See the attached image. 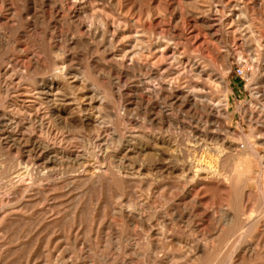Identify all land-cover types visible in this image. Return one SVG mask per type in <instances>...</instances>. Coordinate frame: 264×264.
Listing matches in <instances>:
<instances>
[{
    "label": "rangeland",
    "instance_id": "374dc122",
    "mask_svg": "<svg viewBox=\"0 0 264 264\" xmlns=\"http://www.w3.org/2000/svg\"><path fill=\"white\" fill-rule=\"evenodd\" d=\"M0 72V264H264V0H0Z\"/></svg>",
    "mask_w": 264,
    "mask_h": 264
},
{
    "label": "bare ground",
    "instance_id": "6f19581e",
    "mask_svg": "<svg viewBox=\"0 0 264 264\" xmlns=\"http://www.w3.org/2000/svg\"><path fill=\"white\" fill-rule=\"evenodd\" d=\"M65 7V6H64ZM119 21V20H118ZM80 23V22H79ZM205 25V24H204ZM209 29V28H208ZM214 33V32H213ZM137 34V33H136ZM138 37V36H137ZM136 37V38H137ZM212 37V36H211ZM137 39H139V38H137ZM141 39V38H140ZM145 39V38H144ZM163 39V38H162ZM156 40V39H155ZM110 42V41H109ZM111 43V42H110ZM145 43V42H144ZM146 43H147V41H146ZM153 44V43H152ZM146 46V45H145ZM147 46H149V45H147ZM165 48V47H164ZM161 49V44L160 43H156V44H154L152 47H149V48H145V47H143L142 46V44H137L136 45V47H135V49H134V51H133V56L134 57H140L139 56V54L140 53H142V52H148V54H150L151 56H154V55H158V54H160L162 51L160 50ZM166 50V49H165ZM132 51H131V53H132ZM161 51V52H160ZM144 52V53H145ZM173 53H175V52H173ZM141 55V54H140ZM150 55H148V56H150ZM178 55V54H177ZM179 56V55H178ZM123 58H125V57H123ZM141 58H142V56H141ZM140 58V59H141ZM172 58V61H173V63L174 64H178V62H180V61H178L177 60V58L175 57V56H172L171 57ZM171 58H170V60H171ZM129 59V58H128ZM180 59V58H179ZM12 61V60H11ZM131 61V60H130ZM141 61V60H140ZM146 61V60H145ZM35 62V61H34ZM138 62V61H137ZM143 63H145L144 61H143ZM34 64H36V63H34ZM148 64V63H147ZM158 64H161V63H158ZM157 64V65H158ZM128 65V64H127ZM18 66V65H17ZM142 66H143V64H142ZM201 66V65H200ZM11 68V67H10ZM140 68V67H139ZM143 68V67H142ZM146 68V70H147V72H149V75H148V79H151V80H153V81H155L156 83V86H147L146 88H145V92H147L148 94H153V95H155L156 97H161L163 94L162 93H166V98H169V102H170V104L171 105H175L177 102H181V104H182V102H183V100H182V98H183V96L181 97L178 93H177V91H176V88L174 87V85L172 86H167V87H165V86H163V84L164 83H162L163 82V78L165 77V75H164V73L163 72H160V70H161V68H157V69H152V68H150V67H145ZM174 68V67H173ZM190 68V67H189ZM117 69V68H116ZM145 70V69H144ZM173 71V70H172ZM176 71V70H175ZM121 72V71H120ZM183 72V71H182ZM195 76L196 77H199V75H201L200 73H201V70H198V68H196L195 69ZM1 73V72H0ZM170 73V72H169ZM190 73V72H189ZM123 74V73H122ZM61 77V76H60ZM195 78V77H194ZM50 79V78H49ZM144 80V79H143ZM146 80V79H145ZM148 81H150V80H148ZM148 81H147V83H148ZM5 83V82H4ZM149 83H151V82H149ZM148 83V84H149ZM138 84H140V83H138ZM137 84V85H138ZM147 84V85H148ZM152 84V83H151ZM150 84V85H151ZM2 85V84H1ZM5 85V84H4ZM11 85V84H10ZM168 85V84H167ZM73 86H75V85H73ZM72 86V89L74 88ZM78 86V85H77ZM79 86H81V85H79ZM76 87V86H75ZM141 87V86H140ZM140 87H138V88H140ZM136 88V87H135ZM4 89V88H3ZM54 89H56L55 90V93L53 92L54 91ZM58 88H54V83H53V81L51 80V81H46L45 83H42V84H40V86L37 88V91H39L40 93H44V94H48V95H50V96H52V97H54V96H56L59 92H57V91H59V89L57 90ZM144 89V88H143ZM73 90H75V89H73ZM136 90V89H135ZM192 90V89H191ZM5 91V90H4ZM11 91V90H10ZM72 91V90H71ZM82 91V90H81ZM186 91V90H185ZM2 92V91H1ZM7 92V91H6ZM5 92V93H6ZM80 92V91H79ZM188 92V91H187ZM54 93V94H53ZM76 93V92H75ZM198 93V92H197ZM74 94V93H73ZM147 94V95H148ZM189 94H191V92L189 93ZM128 95V94H127ZM198 95H193L192 96V99H194L193 101V106H195L196 105V103L197 102H200V100H197L196 98H198L197 97ZM153 97V96H152ZM165 97V96H164ZM163 97V98H164ZM185 97V96H184ZM191 97V96H190ZM89 98V97H88ZM87 98V99H88ZM90 98H92V95H90ZM165 98V99H166ZM160 99V98H159ZM164 99V100H165ZM186 99V98H185ZM91 100V99H90ZM161 100V99H160ZM163 100V99H162ZM167 100V99H166ZM86 101H88V102H90L89 100H86ZM94 101V100H93ZM92 101V102H93ZM48 104L49 103H51V107L49 108V113L50 114H58V110L56 109V106L54 105V104H52V102H53V100H48V101H46ZM168 102V101H167ZM168 102V103H169ZM82 103V102H81ZM143 103V102H142ZM189 103V102H188ZM91 104H93V103H91ZM144 104V103H143ZM161 104V103H160ZM178 104H180V103H178ZM150 105V104H149ZM153 105V104H152ZM31 106V105H30ZM142 106V105H141ZM148 105H144V108L145 109H149L148 107H147ZM151 106V105H150ZM149 106V107H150ZM157 106V107H156ZM155 107H156V111L154 112L153 110V112L154 113H152V118L150 119V122L152 123V124H154V125H161V123L163 122V119H164V115H163V109H162V107L160 106V105H156ZM179 107H181V106H179ZM178 107V108H179ZM14 108V107H13ZM139 108V107H138ZM141 108V107H140ZM152 109V108H151ZM23 110V109H22ZM142 110V109H141ZM150 112V111H149ZM145 113V112H144ZM166 115V114H165ZM28 116V115H27ZM55 116H57L56 118L58 119V115H55ZM74 116V115H73ZM146 116V115H145ZM12 117V116H11ZM43 117H44V115H43ZM46 117H47V115H46ZM49 117V116H48ZM132 117H134V116H132ZM151 117V116H150ZM149 117V118H150ZM7 118V117H6ZM20 118H21V116H20ZM28 118V117H27ZM33 118V117H32ZM35 118V117H34ZM33 118V119H34ZM55 118V117H54ZM53 118V119H54ZM55 118V119H56ZM175 118V117H174ZM16 120L18 119V118H15ZM24 119V118H23ZM23 119H22V122H23ZM44 119H46V118H44ZM172 119V118H171ZM35 120V119H34ZM49 120V119H48ZM148 119H146V121H147ZM175 120V119H174ZM39 121H40V119H39ZM149 121V120H148ZM170 121H172V120H170ZM177 121V120H176ZM64 122V121H63ZM173 122V121H172ZM28 123V122H27ZM65 123V122H64ZM164 123V122H163ZM168 123V122H167ZM88 124V123H87ZM152 124H150V125H152ZM23 125H25V124H23V123H21V122H15L14 120L13 121H11V120H7V119H5V117L4 116H0V126H2V127H5V128H7V129H12V130H10V131H13V129H14V131H13V133H16V131L15 130H17L18 131V129H20ZM40 124H38V126H39ZM67 125H68V123H67ZM89 125V124H88ZM87 125V126H88ZM35 126V125H34ZM37 126V127H38ZM42 125H40L39 127H41ZM147 126V125H146ZM165 126V125H164ZM36 127V126H35ZM39 127H38V129H39ZM1 128V127H0ZM23 128V127H22ZM42 128V127H41ZM89 128V127H88ZM47 129V128H46ZM163 129V128H162ZM21 130V129H20ZM25 130V129H24ZM45 130V129H44ZM71 130V129H70ZM165 130V129H164ZM27 131V130H26ZM21 132V131H20ZM50 132V131H49ZM162 132V131H161ZM24 134V133H23ZM171 134V133H170ZM16 135V134H15ZM22 135V134H21ZM13 136L14 135H12V132H11V134L9 135V137H11L12 139H13ZM8 137V138H9ZM17 137V136H16ZM15 137V138H16ZM155 137V136H154ZM163 137V136H162ZM171 137H174V135L172 136L171 135ZM170 137V138H171ZM152 138V137H151ZM157 138V137H156ZM159 138V137H158ZM160 139H161V135H160ZM173 139V138H172ZM10 140V139H9ZM8 140V141H9ZM14 140V139H13ZM18 140H19V138H18ZM21 140H23V137H22V139ZM21 140H20V142H21ZM31 140V139H30ZM39 140V139H38ZM155 140V139H154ZM135 141H137V140H135ZM158 141V140H157ZM175 141V140H174ZM30 142V141H29ZM38 142V141H37ZM161 142H163V140L161 141ZM177 142V141H176ZM12 143V142H11ZM15 143V142H14ZM16 143H18L17 141H16ZM15 143V144H16ZM40 143V142H39ZM136 143V142H135ZM139 142H137V144H138ZM153 143H155V142H153ZM158 143V142H157ZM170 143V142H169ZM33 144L35 145L36 143L35 142H32V146H33ZM44 144V143H43ZM42 144V145H43ZM127 144V143H126ZM164 144V143H163ZM22 145V144H21ZM139 145V144H138ZM159 145V144H158ZM197 145V144H196ZM12 146H14V145H12ZM20 146V145H19ZM37 146H39V144L37 145ZM41 146V145H40ZM39 146V147H40ZM143 146H144V144H143ZM177 146V145H176ZM16 147V146H15ZM18 147V146H17ZM38 147V148H39ZM43 147H44V145H43ZM156 147V146H155ZM170 147V146H169ZM195 147V146H194ZM128 148V147H127ZM136 148V147H135ZM41 149L43 150L44 148H42V146H41ZM36 150H38V149H36ZM108 150V149H107ZM149 150V149H148ZM44 151V150H43ZM46 151H47V149H46ZM128 151V150H127ZM141 151V150H140ZM143 151H145V150H143ZM219 151H221V150H219ZM254 151V150H253ZM256 151V150H255ZM202 152V151H201ZM200 152V153H201ZM260 153V152H259ZM94 154V153H93ZM198 155V154H197ZM259 155V154H258ZM164 157V156H163ZM200 157V156H199ZM41 158V157H40ZM224 158V157H223ZM39 159V158H38ZM46 159H48V158H46ZM51 159V158H50ZM63 159V158H62ZM221 159V158H220ZM74 160V159H73ZM88 160V159H87ZM49 161V164H50V160H48ZM67 161V160H66ZM72 161V160H71ZM176 161V160H175ZM203 161V160H202ZM209 161H210V159H209ZM52 162V161H51ZM216 162V161H215ZM87 163V162H86ZM85 163V164H86ZM84 164V163H83ZM90 163H88V165H89ZM91 165V164H90ZM191 163L190 162H187L186 163V166L187 167H191ZM221 165V164H220ZM42 166H43V164H42ZM85 166H87V165H85ZM92 166V165H91ZM97 166H98V164H97ZM101 166V165H100ZM183 166V165H182ZM217 166V165H216ZM94 167V166H93ZM92 167V168H93ZM102 167V166H101ZM197 167V166H196ZM209 167H210V165H209ZM26 168V167H25ZM37 168V167H36ZM39 168V167H38ZM183 168V167H182ZM202 168V167H201ZM23 169V168H22ZM31 169V168H30ZM40 169V168H39ZM48 169V168H47ZM96 169V168H95ZM100 169V168H99ZM119 169V168H118ZM183 169H186V168H183ZM182 169V170H183ZM190 169V168H189ZM33 170H34V168H33ZM42 170H45V169H42ZM59 170V169H58ZM81 170H82V168H81ZM102 170H103V168H102ZM142 170V169H141ZM203 170V169H202ZM1 171V170H0ZM25 171V170H24ZM39 171V170H38ZM46 171V170H45ZM47 171H49V169L47 170ZM91 171H93L92 169H91ZM96 171V170H95ZM199 171V170H198ZM17 172V176H19V175H21V172H23V171H21V172H19V171H16ZM50 172V171H49ZM97 172V171H96ZM99 172V171H98ZM27 173V172H26ZM30 173V172H29ZM82 173V172H81ZM90 173V172H89ZM200 173V172H199ZM205 173V172H204ZM207 173V172H206ZM23 174V173H22ZM39 174H40V172H39ZM46 174V173H45ZM87 174V173H86ZM184 174V173H183ZM224 174V173H223ZM3 175V174H2ZM42 175V174H41ZM50 175V174H49ZM83 175V174H82ZM100 175V174H99ZM200 175V174H199ZM218 175V174H217ZM11 176V175H10ZM22 176H24V175H22ZM46 176V175H45ZM84 176V175H83ZM148 176V175H147ZM1 177V176H0ZM82 177V176H81ZM99 177V176H98ZM185 177V176H184ZM19 178V177H18ZM27 178V177H26ZM25 178V179H26ZM85 178V177H84ZM203 178V177H202ZM22 179V178H21ZM104 179V178H103ZM108 179V178H107ZM195 179V178H194ZM98 180V179H97ZM94 181V180H93ZM93 181H92V183H93ZM23 183V182H22ZM29 183V182H28ZM40 183V182H39ZM50 183V182H49ZM74 183V182H73ZM87 183V182H86ZM97 184V183H96ZM9 186V185H8ZM67 187V186H66ZM100 187V186H99ZM32 188V187H31ZM34 188V187H33ZM29 189V188H28ZM226 218V217H225ZM224 219V218H223ZM228 220V219H227ZM130 221V220H129ZM238 244V243H237ZM240 244V243H239ZM200 250V249H199ZM249 252V251H248ZM230 262V261H229Z\"/></svg>",
    "mask_w": 264,
    "mask_h": 264
},
{
    "label": "built area",
    "instance_id": "2783aa9c",
    "mask_svg": "<svg viewBox=\"0 0 264 264\" xmlns=\"http://www.w3.org/2000/svg\"><path fill=\"white\" fill-rule=\"evenodd\" d=\"M234 73L237 77L243 79L244 76H246L247 72L245 70V68L243 67V65H236L234 68Z\"/></svg>",
    "mask_w": 264,
    "mask_h": 264
}]
</instances>
